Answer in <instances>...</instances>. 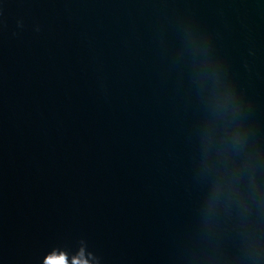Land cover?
<instances>
[{"label": "water", "instance_id": "obj_1", "mask_svg": "<svg viewBox=\"0 0 264 264\" xmlns=\"http://www.w3.org/2000/svg\"><path fill=\"white\" fill-rule=\"evenodd\" d=\"M53 249L264 264V0H0V264Z\"/></svg>", "mask_w": 264, "mask_h": 264}, {"label": "snow or ice", "instance_id": "obj_2", "mask_svg": "<svg viewBox=\"0 0 264 264\" xmlns=\"http://www.w3.org/2000/svg\"><path fill=\"white\" fill-rule=\"evenodd\" d=\"M82 255V250L77 255L69 256L64 250L53 249L46 255L43 264H67L68 261H70L71 264H84Z\"/></svg>", "mask_w": 264, "mask_h": 264}]
</instances>
